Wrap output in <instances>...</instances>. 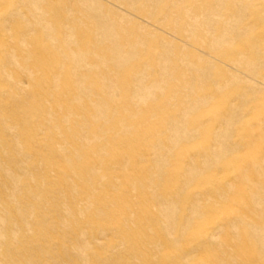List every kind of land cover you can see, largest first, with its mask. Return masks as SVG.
I'll return each instance as SVG.
<instances>
[{
    "label": "bare ground",
    "instance_id": "6f19581e",
    "mask_svg": "<svg viewBox=\"0 0 264 264\" xmlns=\"http://www.w3.org/2000/svg\"><path fill=\"white\" fill-rule=\"evenodd\" d=\"M124 1L129 7V0H0V169L2 151L12 153L15 142L38 150L39 176L28 190L43 185L66 200L72 189L74 206L87 204L63 219L69 240L91 238L78 251L82 264H264V95L245 114L252 98L206 90L205 62L179 46L175 53L185 56L173 59L170 38L173 27L189 26L210 44V22L222 16L224 44L240 41L223 56L259 81L251 55L263 67L264 0H141L139 12L172 32L125 21L112 6ZM230 82L222 74L216 89ZM212 93L213 117L188 119ZM11 173L0 174V187L10 179L18 190ZM13 203H0V264L19 262ZM57 211H42L55 228ZM29 229L20 252L38 264L25 245ZM44 233L69 250L62 236Z\"/></svg>",
    "mask_w": 264,
    "mask_h": 264
},
{
    "label": "rangeland",
    "instance_id": "374dc122",
    "mask_svg": "<svg viewBox=\"0 0 264 264\" xmlns=\"http://www.w3.org/2000/svg\"><path fill=\"white\" fill-rule=\"evenodd\" d=\"M125 4L121 6H113V9L116 11V13H121L122 18L127 21L128 19L141 22L142 24L153 28L160 27L158 29L161 30V28H164L166 31L172 32L171 29H169L167 26L163 25L162 22L157 21L156 18L151 17L150 15L140 13L139 7L141 6L142 1L141 0H129L130 3L129 7L127 6V2L124 1ZM260 2V0H259ZM81 3L80 5H82ZM133 5V6H131ZM175 8V7H174ZM197 11V10H196ZM231 11V16H233V11ZM249 12L247 11L245 16L241 19L240 23L247 25V23L250 21ZM220 20H213L210 22V28L207 31V36L205 37V40H208L210 42L205 44L204 39H201L199 36H195L193 34V30L188 26L185 27L187 29H182L177 31L173 27V37H170V34L167 33V36L172 38L171 40V49H173L172 57L173 59L183 58L185 54L192 53L196 55L197 58L202 59V61L205 62L206 69L204 70V74L207 78L206 83V90L211 89L213 92L218 93L220 96L223 97H231L232 99H238L241 97V95L244 96H250L252 99L247 104L248 108L245 111V114L251 113L254 110H256V107L259 106L261 103L260 97L264 95V65L263 67H260L257 62L261 61V58H259V55H251L252 63L254 62L256 65L254 66L259 71V75L257 76V79L259 81L254 82L253 79L250 77H243L242 71H245L247 68L243 67L239 64H233L229 65V58H225L223 55L234 53L236 52V48L239 45L240 41H227L225 42V35L222 31H224L225 27V19L222 16H219ZM213 22V23H212ZM212 23V24H211ZM161 25V26H160ZM162 31V30H161ZM192 33L193 35H191ZM158 41V40H157ZM162 43H169L167 41H161ZM156 43V42H155ZM159 43V42H158ZM160 44V43H159ZM183 47L185 54L181 53H175V47ZM160 51V48H159ZM181 55V56H180ZM177 56V57H176ZM240 55L237 54V57ZM259 56V57H258ZM181 65L180 63H178ZM237 66V67H236ZM181 68V67H179ZM179 72V71H178ZM180 73V72H179ZM185 73V72H184ZM226 75L231 80L230 84L222 89L217 90V84L219 82L220 75ZM238 75L240 78L233 81V76ZM249 84L252 85V87H249ZM202 83L199 84V87H201ZM201 89V88H198ZM212 93L213 97L214 94ZM248 100V99H247ZM247 100H236V103L239 102H246ZM160 101V96L157 98V102ZM217 102V98L214 97V100H212L210 103H208L204 109H201V115H190L188 113L187 118L192 121L193 118H196L198 120H207L211 119L213 116V109L215 106V103ZM177 103V100H173V106ZM211 106V107H210ZM194 115V116H193ZM164 117V116H162ZM165 118V117H164ZM186 118V117H185ZM240 124L235 125L234 128H238ZM11 140H15L12 137H10ZM237 139V134H234L231 137L230 143H232L234 140ZM11 152H8L6 150H3L2 153H4V157L6 159L5 165L6 169H0V174H4L6 170L12 171L13 175H16L20 177V188L18 190H15L14 184L10 179H6L7 186H1L0 187V203L6 202V205H3L4 207L8 206V203L11 202H17V204H10L13 206L11 208L12 215L14 216L13 221V227L16 230L20 231V234L18 237H15V240H17L16 247L14 246V258H16V261H19L15 264H26L25 262V255L20 252V250L23 249V246L19 248V243L23 241L25 238L24 233L28 231L29 227H33L34 231L29 229V238L28 241L25 243L27 248H29L30 253L33 252L35 254V259L39 260L38 264H63L66 261L70 260L71 264H82L81 261L83 260V257L80 256L78 251L82 250V244L85 240L90 241L91 238L89 234L84 235L80 240L72 241L68 239V225L63 219L65 217L74 220V213L79 211L81 208H87V204L81 205V206H74V202L79 197L77 193H75L74 190L70 189L69 197L66 200L58 199V197L48 194L44 190L43 185H38L35 187L34 192H31L28 190V183L30 185L35 184L32 177L39 176L36 172L33 170H36L35 160L38 155V150H25L22 145H18V143H14L11 145ZM27 152H30L29 154L25 155ZM15 153V154H14ZM36 192L45 193V195L39 199V202L35 204L33 202L36 198ZM30 205H34V210H32ZM56 207L57 208V214L55 215L54 219H59L60 223L62 224L59 228H55L52 226L53 224V218L51 216H46L43 214V210H47L50 207ZM31 209V210H28ZM21 211H24L21 213ZM45 230H52L55 234L62 236L69 245V250H57L45 237ZM2 234H0L1 236ZM69 241H68V240ZM14 241V240H13ZM12 241H9L11 243ZM15 243V244H16ZM106 248H103L101 250H105ZM15 261V262H16ZM65 264H70L69 262H66Z\"/></svg>",
    "mask_w": 264,
    "mask_h": 264
}]
</instances>
